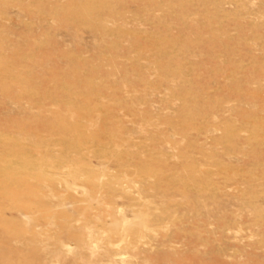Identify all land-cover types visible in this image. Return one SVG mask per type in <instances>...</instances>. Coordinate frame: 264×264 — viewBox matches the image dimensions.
Returning <instances> with one entry per match:
<instances>
[{
	"label": "rangeland",
	"instance_id": "374dc122",
	"mask_svg": "<svg viewBox=\"0 0 264 264\" xmlns=\"http://www.w3.org/2000/svg\"><path fill=\"white\" fill-rule=\"evenodd\" d=\"M60 1L0 0V264H264V0Z\"/></svg>",
	"mask_w": 264,
	"mask_h": 264
},
{
	"label": "bare ground",
	"instance_id": "6f19581e",
	"mask_svg": "<svg viewBox=\"0 0 264 264\" xmlns=\"http://www.w3.org/2000/svg\"><path fill=\"white\" fill-rule=\"evenodd\" d=\"M62 1H63V0L60 1V4H61ZM89 1H90V0H89ZM54 3H55V2H54ZM54 3H52L51 5H50L49 3H48V4H49L51 7H53V4H54ZM90 3H92V1H91ZM57 4H58V3H57ZM57 4H56V5H57ZM58 5H59V4H58ZM60 6H61V5H60ZM60 6H59V7H60ZM78 6H79V5H78ZM91 6H92V5H91ZM51 7H50V8H51ZM57 7H58V6H57ZM61 7H62V6H61ZM61 7H60V9H62ZM48 8H49V7H48ZM65 8H66V7H65ZM65 8H64V9H65ZM99 8H100V7H99ZM56 10H57V9H56ZM56 10H55V11H56ZM65 10H66V9H65ZM48 12H49V11H48ZM67 12H68V11H67ZM67 12H66V13H67ZM44 13H45V12H44ZM46 13H47V11H46ZM54 13H55V12H54ZM70 14H71V13H69L68 16H70ZM91 14H92V13H91ZM55 15H56V13H55ZM58 15H60V14H57V16H58ZM64 15H65V14H64ZM57 16H56V17H57ZM30 17H31V16H30ZM58 17H59V16H58ZM71 17H72V15H71ZM71 17H69V18H71ZM34 20H35V19H34ZM38 20H39V19H38ZM58 20H59V19H57L56 21H58ZM64 20H66V18H65ZM30 22H32V21H30ZM33 22H34V21H33ZM38 22H39V21H38ZM70 22H71V21H70ZM75 23H77V22H75ZM32 24H34V23H32ZM92 29H93V28H92ZM39 48H41V47L39 46L37 50H39ZM175 103H176V102H175ZM173 105H174V104H173ZM153 109H154V108H153ZM67 112H69V110H68ZM191 117H192V116H191ZM174 129H175V127H174ZM175 131H176V129H175ZM173 132H174V130H173ZM171 134H172V132H171ZM175 136H176V135H175ZM79 153L82 155V152H79ZM83 156H86V155H83ZM122 186H123V185H122ZM83 188H85V187H83ZM121 188L124 189V191L126 190L125 187H121ZM121 188H120V189H121ZM85 190H86V188H85ZM75 191H76V190H75ZM87 192H88V191H87ZM87 194H88V193H87ZM88 196H89V195H88ZM93 200H94V199H93ZM97 200H98V199H97ZM98 201H99V200H98ZM142 201H143V200H142ZM146 201L148 202L149 200L147 199ZM91 202H92V201H91ZM91 202H90V203H91ZM120 202H121V201H120ZM96 203L99 204V202H96ZM102 203H103V201H102ZM142 203H145V204H146V202H144V201H143ZM91 204H92V203H91ZM100 204H101V203H100ZM145 204H144V206H143V205H142V206H143V207H146V208H147V204H148V205H151V204H149V202L146 204V206H145ZM123 205H124V204H123ZM68 206H69V207H67V209H70V208H71L70 205H68ZM142 206H141V207H142ZM128 207H129V206H128ZM128 207L125 206V208H127V209H125V208H123V207L119 209V210H120V213H119V218H120V220H121V217H123V215L126 214V213L123 212L124 210H122V209L128 210ZM141 207H140V208H141ZM156 207H157V206H156ZM146 208H145V209H146ZM148 208H149V207H148ZM174 208H176V207H174ZM174 208H169V210L171 209V211H169V210H168V211H169V212H172ZM71 209H72V208H71ZM154 209H155V208H153V210H154ZM166 209H167V208H166ZM166 209H165V211L167 212ZM121 210H122V212H121ZM149 210H151V209L149 208ZM162 211H163V210H162ZM162 211H159V209H157V212H162ZM165 211H164V213H165ZM139 212H140V211H139ZM143 212H144V210H143ZM147 212H148V210H147ZM157 212H156V213H157ZM122 213H123V215H122ZM144 213H146V212H144ZM148 213H149V212H148ZM120 214H121V217H120ZM138 214H140V213H138ZM149 214H150V213H149ZM165 214H166V213H165ZM142 215H143V214L141 213V216H142ZM152 215H153V217L149 216V217H151V219H152V218H155L154 216H157V215H154V213H153ZM159 215H160V213H159ZM159 215H158V216H159ZM161 215H163V213H162ZM136 216H137V215H136ZM136 216H135V217H136ZM135 217H134V219H135ZM146 217H147V214H146ZM125 218H127V217H125ZM125 218H123V221H124ZM139 218H140V217H139ZM139 218H138V219H139ZM142 218H143V217H141V218H140L141 220L139 219V221L142 222V227H143L144 225H146V220L148 221L149 219H148V217H147V218L144 220V222H143V219H142ZM136 219H137V217H136ZM136 219H135V220H136ZM138 219H137V220H138ZM98 220H99V219H98ZM120 220H119V221H120ZM127 220H128V219H127ZM127 220H125V221H127ZM135 220H134V221H135ZM116 221H117V220H116ZM129 221H131V220H130V219L128 220V223H129V224H128L127 222H126V223H127V225H129V227H131L130 224H132V223L129 222ZM134 221H132V222L134 223ZM139 221H138V225L140 224ZM155 221H156V220H155ZM78 222H79V221H78ZM150 222H151V221H150ZM118 223H119V222L117 221V222H116V224H117L116 227L119 226ZM120 223H121V222H120ZM120 223H119V224H120ZM136 223H137V222H136ZM136 223H135V224H136ZM151 223H153V222H151ZM154 223H155V222H154ZM156 223H157V221H156ZM159 223H160V222H159ZM121 224H122V223H121ZM111 225H112V224H111ZM113 225H115V224H113ZM122 225L125 226L124 224H122ZM138 225L136 224L137 227H138ZM140 225H141V224H140ZM90 226H91V225H90ZM123 226H122V227H123ZM160 226H162V225H160ZM165 226H166V225H165ZM127 227H128V226H125L124 228H127ZM129 227H128V229H129ZM144 227H145V226H144ZM144 227H143V228H144ZM87 228H88V227H87ZM132 228H133V227H132ZM158 228H161V227H158ZM165 228H166V227H165ZM122 229H123V228H122ZM128 229H126L127 231H129V232H128V235H129V233H131L129 236H132L133 234H132V232H130V231H133L134 229H133V230H131V229L128 230ZM145 229H146V228H145ZM166 229H167V228H166ZM126 230H125V232H126ZM147 230H148V229H147ZM115 231H117V230H115ZM115 231H114V232H115ZM134 231H135V230H134ZM134 231H133V233H134ZM136 231H137V230H136ZM138 231H139V230H138ZM145 231H146V230H145ZM114 232H113V233H114ZM121 232H122V231H121ZM121 232H119L120 235H122ZM139 232H140V231H139ZM139 232H136V233H138L137 235H140L141 232H140V233H139ZM146 232H149V230L146 231ZM168 232H169V231H168ZM102 233H104V232H102ZM122 233H123V232H122ZM143 233H144V232H143ZM143 233H142V235H144V236H139V238L142 237V238H141V241H143V240L145 239V237H146V234H143ZM152 233H154V232H152ZM126 234H127V233H126ZM126 234H124V238H125ZM147 234H149V233H147ZM154 234H155V233H154ZM103 235H104V234H103ZM108 235H109V234H107V236H108ZM110 235H111V234H110ZM110 235H109V238H110ZM137 235H136V237L138 238ZM105 236H106V234H105ZM105 236H102V237L105 238ZM133 236H134V235H133ZM117 237H118V236H117ZM136 237H135V238H136ZM109 238H108V240H109ZM115 238H116V237H115ZM124 238H123V239H124ZM127 238L129 239V237H127ZM143 238H144V239H143ZM168 238H170V237H168ZM90 239H91V238H90ZM128 239H127V240H128ZM124 240H125V239H124ZM135 240H136V239H135ZM135 240H134V242H135ZM138 241L140 242L139 239H138ZM62 242H63V241H62ZM141 244H142V243H141ZM110 245H111V244H110ZM114 245H115V244H114ZM63 246H64V249H65L67 252L72 253V251L75 250V247H73L72 244H71V245H70V244H63ZM63 246H62V247H63ZM111 246H112V245H111ZM152 248H153V247H152ZM154 249H155V248H154ZM76 250H77V248H76ZM59 251H60V250H59ZM75 253H76V252H75ZM92 254H93V253H92ZM123 254H124V253H123ZM126 254H127V253H125V256H126ZM53 255H54V254H53ZM66 255H67V254H66ZM56 256H57V255H56ZM58 256H59V255H58ZM67 257H68V256H67ZM56 258H58V257H56ZM66 259H67V258H66Z\"/></svg>",
	"mask_w": 264,
	"mask_h": 264
}]
</instances>
